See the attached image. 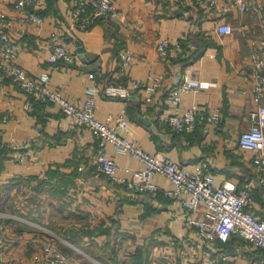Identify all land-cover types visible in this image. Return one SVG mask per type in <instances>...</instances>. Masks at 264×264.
Segmentation results:
<instances>
[{
	"label": "crops",
	"instance_id": "0c3cea01",
	"mask_svg": "<svg viewBox=\"0 0 264 264\" xmlns=\"http://www.w3.org/2000/svg\"><path fill=\"white\" fill-rule=\"evenodd\" d=\"M114 3L117 16L85 24L71 18L65 0H42L38 10L46 20L40 28L20 23L11 28L18 62L32 75L48 71L51 87L72 101L83 102L96 88V115L106 119L125 113L128 137L146 151L190 170L205 165L217 184L232 182L241 188L251 181L247 209L264 217V171L239 139L251 125L252 111L264 104V93L260 101L255 99L254 76L255 56L264 59V0H248L247 10L227 13L234 30L226 34L217 30V14L204 12L192 0ZM13 6L14 0H0V10L12 13ZM163 37L172 43L167 55L157 47ZM53 41L73 49L75 60L50 61ZM123 47L131 50L133 60L119 76ZM152 73L163 80L151 101L145 87L131 89L125 97L107 91L111 81L131 82ZM186 74L210 85L183 95L182 106L197 104L200 114L194 130L177 132L166 121L168 91ZM31 100L13 77L0 78V113L9 115L0 122V223L6 226L0 264H32V256L50 237L71 264H264V248L239 235L226 241L204 239L187 222L181 203L168 195L173 184L164 175L154 177L160 186L154 192L132 190L98 172L94 133L74 125L57 105L32 101L27 106ZM217 110L218 123L208 119ZM107 152L132 171L140 165L111 144ZM132 171L119 174L131 179ZM204 211L200 207L195 217L204 218Z\"/></svg>",
	"mask_w": 264,
	"mask_h": 264
},
{
	"label": "built area",
	"instance_id": "2783aa9c",
	"mask_svg": "<svg viewBox=\"0 0 264 264\" xmlns=\"http://www.w3.org/2000/svg\"><path fill=\"white\" fill-rule=\"evenodd\" d=\"M67 10L74 21L87 24L98 17L110 19L118 15L114 0H65ZM197 7L206 13L217 14V30L221 34L232 33L233 25L226 20V15L232 9L245 11L249 8L248 0H192ZM42 0H14L10 13L0 10V78L13 77L31 95V101H45L57 105L66 117L77 126L89 128L98 138L96 152V168L100 173L108 175L115 182H125L135 191H157L160 186L154 181L158 174L164 175L172 184L168 195L178 200L185 209L187 222L197 226L200 235L206 240H228L233 234L239 235L254 246L264 248V217L257 216L247 209L252 200L254 186L246 181L241 188L232 182L217 184L214 174L204 165L195 170L185 168L181 163L167 158L159 153L146 151L136 139L128 137L127 129L130 120L125 113L110 114L106 119L96 115L97 89H90L83 102H75L67 98L58 89L49 84L48 71L38 76L32 75L18 62L19 46L11 33V28L17 24H28L40 28L46 20V14L38 10ZM261 5V4H259ZM56 16V14H52ZM58 19V18H57ZM58 33V32H57ZM54 36H56V34ZM178 45V44H177ZM159 51L167 55L172 50L168 38H160L157 42ZM49 60L73 62L76 52L63 42H52L49 47ZM120 63L117 75L123 76L133 60L128 47L119 52ZM255 99L261 100L264 93V59L256 55L254 59ZM161 74H149L146 79H134L131 82L111 81L107 86L112 95L128 96L131 89L145 87L148 94L146 100L153 99V93L161 85ZM210 85V81L192 77L188 74L168 91L170 111L167 123L177 132L192 131L196 128L199 113L197 104L190 107L182 106V98L186 92L199 91ZM249 128L240 134V146L254 153L255 165L264 171V104L256 107L252 113ZM8 114L0 113V122L7 121ZM218 123L221 114L217 110L208 117ZM42 128V125H39ZM111 144L116 151L128 153L139 161L140 165L133 167L118 163L107 152ZM21 158L22 154H16ZM82 166L80 167V169ZM119 170L132 171L133 178L127 179L119 174ZM264 183V178L262 179ZM204 207V218H196L195 211ZM6 233V226L0 223V242ZM32 264H71V260L58 246L54 237L46 239L32 256Z\"/></svg>",
	"mask_w": 264,
	"mask_h": 264
},
{
	"label": "water",
	"instance_id": "95a60500",
	"mask_svg": "<svg viewBox=\"0 0 264 264\" xmlns=\"http://www.w3.org/2000/svg\"><path fill=\"white\" fill-rule=\"evenodd\" d=\"M79 43V52H80V55H83L84 54V48H83V46L81 45V43L80 42H78ZM142 118V120L144 121V122H146L148 125H152L153 124V120H151V119H146L145 117H141ZM155 127V126H154ZM156 130H157V128H155Z\"/></svg>",
	"mask_w": 264,
	"mask_h": 264
}]
</instances>
